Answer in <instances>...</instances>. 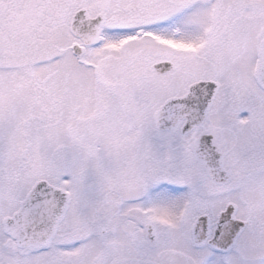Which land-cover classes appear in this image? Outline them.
I'll use <instances>...</instances> for the list:
<instances>
[{"label": "snow or ice", "instance_id": "6c2138e0", "mask_svg": "<svg viewBox=\"0 0 264 264\" xmlns=\"http://www.w3.org/2000/svg\"><path fill=\"white\" fill-rule=\"evenodd\" d=\"M0 264H264V0H0Z\"/></svg>", "mask_w": 264, "mask_h": 264}]
</instances>
